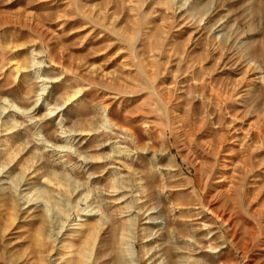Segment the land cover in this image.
Listing matches in <instances>:
<instances>
[{
	"label": "rangeland",
	"instance_id": "rangeland-1",
	"mask_svg": "<svg viewBox=\"0 0 264 264\" xmlns=\"http://www.w3.org/2000/svg\"><path fill=\"white\" fill-rule=\"evenodd\" d=\"M263 227L264 0H0V264H264Z\"/></svg>",
	"mask_w": 264,
	"mask_h": 264
},
{
	"label": "bare ground",
	"instance_id": "bare-ground-1",
	"mask_svg": "<svg viewBox=\"0 0 264 264\" xmlns=\"http://www.w3.org/2000/svg\"><path fill=\"white\" fill-rule=\"evenodd\" d=\"M121 187V186H120ZM121 189V188H120ZM30 202V201H29ZM260 224V223H259ZM260 228V227H259ZM264 228V227H263Z\"/></svg>",
	"mask_w": 264,
	"mask_h": 264
}]
</instances>
